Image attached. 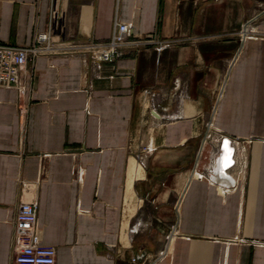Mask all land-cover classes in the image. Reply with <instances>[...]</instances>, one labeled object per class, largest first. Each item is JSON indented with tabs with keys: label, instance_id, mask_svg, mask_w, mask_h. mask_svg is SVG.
Listing matches in <instances>:
<instances>
[{
	"label": "crops",
	"instance_id": "crops-1",
	"mask_svg": "<svg viewBox=\"0 0 264 264\" xmlns=\"http://www.w3.org/2000/svg\"><path fill=\"white\" fill-rule=\"evenodd\" d=\"M263 7L0 0L10 44L31 43L55 15L56 41L108 39L117 8L138 36L175 41L100 68L81 52L44 53L20 75L25 94L0 86V264H11L20 203L33 200L58 264H264V15L257 36L241 35ZM224 136L238 141L229 168Z\"/></svg>",
	"mask_w": 264,
	"mask_h": 264
},
{
	"label": "built area",
	"instance_id": "built-area-1",
	"mask_svg": "<svg viewBox=\"0 0 264 264\" xmlns=\"http://www.w3.org/2000/svg\"><path fill=\"white\" fill-rule=\"evenodd\" d=\"M264 15V7L259 13L248 19L242 30L241 35L250 33L251 36H257V31L252 30L254 23ZM60 18L56 17L52 27L47 31L38 32L27 45H15L3 42L0 39V86L16 87L20 95L25 94L27 85L21 80L20 75L26 71L27 65L37 56L49 52L62 53H84L88 56L97 68H100L104 62L114 63L117 59L126 55L131 49L139 48L145 45L154 44L161 50L174 44V40L160 39L155 34L138 36L133 32L132 25L123 21L119 16V8L113 20L112 33L108 39L87 41L84 43L66 44L63 41H56L53 38L56 30L62 31ZM250 29V31H248ZM183 92V89H182ZM181 92V93H182ZM148 94L152 99L156 97V92L149 90ZM156 111V108L153 107ZM216 133L215 127L210 124L207 126L208 137ZM218 157L224 158L225 147L231 146L227 152L226 159L231 167L235 163L234 151L235 141L229 137L220 138ZM238 142V141H237ZM149 146H144L138 153V161L144 165L146 155L151 152ZM221 152V153H220ZM220 154V155H219ZM228 156V157H227ZM38 212L39 201H22L18 207L14 220L13 230V248L14 254L11 264H58L57 247L41 243L38 232ZM137 226L133 227L136 230ZM137 256L133 259L137 260Z\"/></svg>",
	"mask_w": 264,
	"mask_h": 264
},
{
	"label": "bare ground",
	"instance_id": "bare-ground-1",
	"mask_svg": "<svg viewBox=\"0 0 264 264\" xmlns=\"http://www.w3.org/2000/svg\"><path fill=\"white\" fill-rule=\"evenodd\" d=\"M230 147H231V146H227V147H225V149H226V148H228V149H229ZM228 149L226 150V153H225V155H224V158H222V157L220 158V161H221L222 163H224V162H225V163H224V164H225V166H226V165H228V162H227V160H225V159H226L227 152L229 151ZM220 153H221V152H220ZM219 155H220V154H219ZM227 157H228V156H227Z\"/></svg>",
	"mask_w": 264,
	"mask_h": 264
},
{
	"label": "rangeland",
	"instance_id": "rangeland-1",
	"mask_svg": "<svg viewBox=\"0 0 264 264\" xmlns=\"http://www.w3.org/2000/svg\"><path fill=\"white\" fill-rule=\"evenodd\" d=\"M205 133H207V128H206V131H205ZM214 134H216V133H214ZM147 164V161L145 160V163H144V166ZM136 222V221H135ZM134 222V223H135ZM139 227V226H138ZM170 240V239H169ZM165 242H167V239H165Z\"/></svg>",
	"mask_w": 264,
	"mask_h": 264
}]
</instances>
